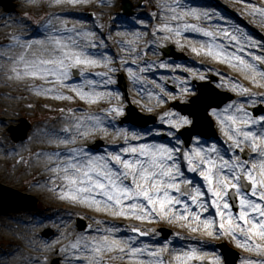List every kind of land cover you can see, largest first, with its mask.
I'll return each mask as SVG.
<instances>
[{"label": "bare ground", "instance_id": "bare-ground-1", "mask_svg": "<svg viewBox=\"0 0 264 264\" xmlns=\"http://www.w3.org/2000/svg\"><path fill=\"white\" fill-rule=\"evenodd\" d=\"M252 1L264 6V0ZM148 2L152 8H155V11H159L160 7L163 8L162 0H148ZM112 3L113 0H76V2L73 0H14L16 6L14 13L5 14L0 10V132L2 131L1 125L10 123L17 115L34 119L28 138L21 144L14 145L7 138L0 136V182L11 187H18L21 190H27L41 200L44 207L39 212L19 210L0 214V241L6 242L4 249H0V264H47L46 261L49 257L54 255L60 258V264H82L85 257L73 254L78 250L72 248V243L78 238H99L107 234L104 230L108 228L116 229L114 235L117 236L126 233L136 237L132 242L134 247L147 245L151 251L160 245L162 246V243H158L154 247L150 246L151 242L159 241V237L152 229L154 224H162L173 230V236L166 242L169 244V248L164 253L168 256V260L172 261V264H176L173 258L174 251H182L193 246L205 254L203 260L197 261L215 264L214 258L218 256L215 244L219 242H227L240 253L239 264H248L249 260L264 259V254L248 247H242L232 236L208 235L203 229L194 232L186 226L185 222L172 219L170 216L161 217L158 215L157 218L148 220H137L135 217L129 216H115L112 214L111 208L96 207L91 203L73 200L61 194L60 189L66 187V182L59 178V173L52 170L55 164L59 162L49 159L48 154L52 152L59 151L63 157L69 155L66 150L73 147H82L86 153L92 155L119 151L126 145L123 138L116 134L117 128L129 130L128 139L132 144L155 142L176 147L175 136L168 133H174L179 128L165 123L162 117L167 112H173L167 107L169 101L173 99L185 101L191 95V91L195 88L193 82L202 80L200 79L201 74L205 77L214 75L218 79V88L234 94V99L220 110L232 105L233 102L236 104L243 103L245 107L257 104L258 101L264 105V99L260 96H250L248 93L237 91L233 87V83L242 84L254 93H264V85L252 83L248 78V73L236 68L232 63L216 60L203 51L194 52L189 46L195 44L199 47V42L207 41L210 39L209 37L191 29L185 30L182 36H175L164 30L154 31L157 25L170 18L169 12L161 9V12H157L154 16L156 21L151 22L147 27L148 31L150 27V37L143 38L145 35H141L140 30L135 29L133 32H129L126 29L128 28L127 25L115 21ZM86 8L94 10L98 20L106 23L108 26L107 35L113 43L112 47L104 43L103 34L92 30L93 27L80 20L81 11ZM185 19L188 23L199 24L207 28L204 22L186 17ZM34 20L37 21L36 24L33 23ZM65 23L68 28L75 26L76 32L64 30ZM113 29L116 31L110 33ZM77 33L82 34L77 35ZM88 33H95V35L89 36ZM134 34H139L138 38ZM57 36L64 39L73 37L78 41V47L86 48L90 55L97 56L102 60H104L105 55L112 58L111 63L105 60L104 63L96 65L79 66L87 69L85 75H80V81L71 76L65 81V84L80 85L86 80H96L95 88L98 91H108L105 89L109 86L106 76L98 75V73L107 72L108 69H116L115 71L126 74L131 101L142 113L154 115L157 124L143 130L128 126L119 127L115 124L116 117L119 115L103 111L113 105L112 102H104L108 96L101 98H106L103 102L100 101L101 99L96 101L85 100L76 95L71 87L60 88L64 98H59L55 90L46 95L43 88L57 83L53 77L23 75L17 77L14 74V60L21 54H26V59L29 60L33 53L37 55L43 53L44 56H48L49 52H43V50H51L55 45L49 43L47 38ZM169 36L171 38H168ZM13 37H18V40H14ZM153 39L157 40L158 46L175 45L178 50L189 57L188 60H160L154 57L156 42L154 44ZM217 39L219 38L217 37ZM39 40H43L44 43H33L30 49L25 47L27 42ZM219 40L222 44L232 48L233 51L237 50L234 47V42L229 45L226 39ZM120 41H133L135 50H126ZM257 43L259 44V42ZM244 47L247 51L252 50V47L247 45ZM240 54L247 56V52ZM129 68L138 77L142 76L143 79L134 80L128 71ZM142 69L143 71H141ZM17 70L23 72L22 65ZM185 78H187V86L191 89L187 93L182 91L185 87L182 81ZM169 80L175 87L172 93L167 91L166 81ZM37 85L41 86L39 90L36 88ZM91 87L89 84L84 85L87 90ZM149 92L159 94L160 99L158 100L156 95L149 96ZM68 96H72L73 99H68ZM68 109L73 111L69 112ZM88 114L107 117L108 119L105 120L107 131L88 130L87 135H83L85 131L83 128L80 130V134L75 131H65L66 128L75 129L77 118ZM2 116L7 118L6 123L1 121ZM214 118L220 141L211 140L205 144L203 140H200L199 143L205 144V146L216 143L221 148L228 149L230 142L227 141L215 115ZM159 125L164 127L160 131L156 129L161 128ZM133 131L146 132L147 134L136 139L131 135ZM161 134H165L167 137L164 142L160 140L146 141L151 136ZM71 136L76 137L74 144L58 142ZM95 140H103L104 144L100 149L101 151L85 146L86 143ZM227 154L230 156L231 151L229 150ZM127 155L129 154H125V156ZM181 163L185 175L203 187V180L198 173L189 172L186 162L181 161ZM54 176L57 178L53 179ZM208 198H211L210 194ZM205 215L215 216V209L209 208ZM71 216L85 218L87 222L85 233L74 234L72 232L71 223H69ZM120 223L124 224L122 228L119 226ZM124 226H127L128 229ZM47 227H50L54 232L51 239H43L40 236V230ZM134 227L141 228L142 232L147 233V235L133 232L132 228ZM71 236L73 240L67 242ZM127 254V250L124 254H121L119 250L111 252L105 250L103 252L106 264H138L137 261L127 259ZM143 258L148 259L146 253ZM191 264H194V261Z\"/></svg>", "mask_w": 264, "mask_h": 264}, {"label": "snow or ice", "instance_id": "snow-or-ice-1", "mask_svg": "<svg viewBox=\"0 0 264 264\" xmlns=\"http://www.w3.org/2000/svg\"><path fill=\"white\" fill-rule=\"evenodd\" d=\"M241 2L243 3L244 0ZM165 7L169 10L170 18L157 25L154 31L164 30L175 36H182L187 29L201 32L210 39L200 41L199 47L195 44L189 45L194 52L203 51L216 60L232 63L236 68L248 73L252 83L264 85V54L258 55L247 51L244 47L245 43L249 47H262V45L246 31L239 28L230 30L227 26L213 31L199 24L188 23L185 19L187 16L199 20L203 15L210 19L208 11L182 6L180 0H172L171 5L166 4ZM250 9L251 15L259 16L264 20V6L252 3ZM64 30L76 32L75 26L68 28L66 23ZM217 32L229 45L234 42L237 50L233 51L232 48L222 44L217 39ZM81 34L77 33V35ZM87 35L94 36L95 33ZM134 35L137 38L139 36V34ZM13 39L18 40V37ZM47 39L49 43L55 45L51 50H43L49 52L48 56H44L43 53L39 55L33 53L29 60L26 59V54H21L13 61V72L17 77L51 76L57 83L43 88L44 94H50L55 90L59 98H64V94L60 91L61 87H71L81 99L90 101L112 95L108 91H98L95 88L96 80H86L80 85L65 84V81L72 76L74 66L96 65L104 63L105 60L111 63V57L105 55L102 60L90 55L86 48L78 47V41L71 36L67 39L58 36ZM33 43L43 44L44 41H29L25 47L30 49ZM120 43L126 50H135L133 41H120ZM241 52H247V56L241 55ZM121 59L123 60V57ZM20 65L23 67V72L17 70ZM86 71L85 67H80V75H85ZM128 71L134 80L143 79L131 68ZM98 75L108 76V73H98ZM200 79L206 77L201 74ZM107 83L114 81L109 79ZM182 83L185 84L182 91L190 92L187 78ZM85 84L92 87L85 91ZM233 87L237 91L264 99V93H254L250 88L237 82L233 83ZM36 88L39 90L41 86L37 85ZM116 95L120 94L116 93ZM148 95H156L157 99H160L159 94L149 92ZM67 98L73 99L72 96ZM68 111L73 110L68 109ZM103 111L120 115L123 114L124 108L113 104ZM213 115L217 117L221 130L230 142L228 149L221 148L216 143L205 146L207 142L199 143L201 139L199 136L195 138L190 148L182 149L155 142L132 144L128 139L129 130L117 128L116 134L123 138L126 145L119 151L92 155L86 153L82 147H73L68 148L66 151L69 155L63 157L59 151L48 154L50 160L59 161L52 170L59 173V178L66 182V187L60 189L61 194L73 200L91 203L96 207L111 208L115 216L135 217L137 220L155 219L158 215L170 216L172 219L185 222L194 232L203 229L208 235L232 236L242 247L264 254V115H254L243 103L235 102L220 111L213 109ZM107 119L95 114L80 116L76 120L75 129L66 128L65 131H75L80 134L83 128L85 129L83 135H87L88 130L99 129L106 132ZM162 119L176 128L193 123L189 116L174 112L165 113ZM146 134L135 131L131 133L136 139ZM168 134L174 136V133ZM75 139V136H71L58 142L74 144ZM229 150L230 156L227 154ZM246 150L247 158H245ZM125 154L129 155L125 156ZM181 161L186 162L189 172L198 173L203 180V187L185 175ZM209 208L215 209V216L205 215ZM104 231L107 234L99 238H78L72 243V248L78 250L73 254L85 257L82 264H106L103 256L105 250L109 252L119 250L121 254L127 250L126 258L137 261L138 264H172L171 260L166 261L164 258V253L169 248L168 243L149 251L147 245L133 246L132 242L136 237L125 238L114 235L116 229L112 228ZM132 231L147 235L139 227L132 228ZM145 253L148 259L143 258ZM204 256V253L193 246L182 251H174L173 258L176 264H191L193 261L203 260ZM214 260L215 264H219L220 257L216 256ZM248 264H264V259L249 260Z\"/></svg>", "mask_w": 264, "mask_h": 264}, {"label": "rangeland", "instance_id": "rangeland-1", "mask_svg": "<svg viewBox=\"0 0 264 264\" xmlns=\"http://www.w3.org/2000/svg\"><path fill=\"white\" fill-rule=\"evenodd\" d=\"M10 1L13 4L14 8H16V6L14 4V0H10ZM162 1L163 2L161 5L163 8L160 7L159 11H155V8L151 7L148 0H128V2L130 4V10H129L130 13L125 14L123 12V0H113V3H112L113 16H114L116 22L127 25L128 28H126V29L129 30V32H133L135 29H138L141 31L140 32L141 35H145L143 38H145V37L149 38L150 37V33H149L150 27H149V31L147 30V27L149 26V24L151 22L153 23V21H156V19L154 17L155 14L157 12H161V9L162 10L164 9L167 12H169L168 8H166L165 5L166 4L171 5L172 0H162ZM180 2L182 4V6L196 7V8H199L201 10L206 9L208 11V16L210 17V19L205 18L203 15H201V17L198 21L204 22V24L207 26L208 29L216 31L217 29H222L223 27L227 26L230 30H234V28H239V29H242L243 31H246L250 36L253 37V39L255 41L259 42V44L262 45V47H252L251 52H255L258 55L264 54V20H261L259 16H253L250 14V12H251L250 5L252 3H255L254 1L244 0V2L242 3L241 0H199V3H197V0H180ZM0 10L5 14L14 13V10L13 11H6L2 5H0ZM217 13H219V15H217ZM186 18L196 19L193 16H187ZM80 20L88 23L91 27H93L92 30H95L97 33H99L101 35L103 34V41L105 44L109 45L110 47L113 46V43L110 40L109 35H107L108 26H106L105 22L98 20V17H97L96 12L94 10L89 9V8L82 10L81 15H80ZM34 21H33V23L36 24V22H34ZM143 24L145 25L144 27H143ZM114 31H116V29H113V31H111L110 33H114ZM125 37H126V35H125ZM217 37L219 39H223V40L225 39L224 37L220 36L218 32H217ZM156 41L157 40L153 39L154 44ZM242 43H243V41H242ZM157 44H158V42H156V44H155L156 52L154 53V57H157L160 60L171 59V60L178 61V60H186V59L188 60V58H189L187 55H185L180 50H178V48L175 45L167 44L164 46H158ZM246 45L248 46V44L245 43L244 46H246ZM164 52L171 54L170 57H165ZM107 73H108V76H106V80L108 81L109 79H111L114 81V83H108L109 86L105 89H107L108 92H111L112 95L110 97L108 96L107 100H105L106 98H104V99H101L100 101L103 102L105 100L104 102H112L113 104L121 105L124 108L123 114H120L118 117H116L115 124L119 127L130 126L131 128H135V129H146V127L142 128V127H139V125H135L132 123H128V124H122L121 123L123 118L126 115V113H125L126 107L128 105H131L133 108H135V110L139 114L144 115L147 118H151L154 120L153 124H151L149 126L155 125L157 123L156 117L154 115L142 113L136 107V105L131 101L126 74L120 73L119 71H113L111 69H108ZM182 73H184V72H182ZM72 76L75 80L80 81V67L76 66V67L72 68ZM121 79H122V81H121ZM166 82H167V91L169 93L174 92V89H175L174 85H172L170 83V80L166 81ZM217 82H218V79L214 75H208V76H206V79L194 81L193 84H194L195 88L193 91H191V95L188 97V99L185 102L189 103L191 98L197 97L199 95V92L203 89L202 86H205L206 84H209L211 87H213V88L217 89L218 91L229 96L230 100L228 102L232 101L234 98V95L228 91H225V90L218 88ZM85 90H87V89L85 88ZM116 93H119L120 95L117 96ZM185 102L180 101L179 99H175V100L173 99V100L168 102L167 107L169 109H171L172 111H174L175 113H179L178 111L175 110L174 105L176 103L185 104ZM246 108L248 109L249 112L253 113L254 115H256V112H259V115H264V105L260 102L257 104L247 105ZM220 109H216V110L219 111ZM179 114L181 115V113H179ZM259 115H257V116H259ZM208 116L212 121L215 136L210 137L208 139H203V140L204 141H208V140L210 141L213 139H219V135H218L217 127H216V121H215L214 116H213V109L208 112ZM23 118L26 119L29 123V129L27 131L25 139L23 140L25 142L26 138H28L27 136H28L29 130L31 128L32 122H34V119H30L28 117H23V116L17 115V116H15L14 120H12L10 123L2 124L1 125L2 131L0 132V136L7 138L11 143H13L15 145L21 144L23 141L16 142L14 140V138L12 136V129L17 128V126L20 124V120ZM1 121L6 123L8 120L4 116H2ZM149 126H147V127H149ZM189 126L190 125H184V126L180 127L179 129L174 131L175 140L177 142L176 148H178V149L187 148L184 145V142H183L182 137L180 135V131L186 127H189ZM159 127H161V128H156L159 131L162 130V128H164L160 125H159ZM166 138L167 137L165 134H161L159 136L154 135V136L147 138L146 141L160 140V141L164 142ZM194 141H195V138L193 139L192 143L190 144V147L194 143ZM103 144H104L103 140H95V141H91L89 143H86L85 146L89 149L101 151L100 149H101ZM190 147H188V148H190ZM245 158H247V150L245 153ZM48 167H50V165H48ZM0 184L4 185L5 189L8 190L6 192H12V193H8V194H11V195L17 194V196H19L16 198L17 200L0 202V206L28 204L31 206L25 207V208L20 209V210L39 212L40 210L44 209L43 202L41 200H39L34 194L29 193L27 190H21L18 187H11V186L5 185L1 182H0ZM16 211H19V210H17V209L7 210L5 212H16ZM236 211H238V209ZM0 213L2 214L4 212H0ZM69 223H71V230L74 234H81V233H85L87 231V222H86L85 218H83V217L71 216L69 218ZM80 223L84 224V228L82 230H79ZM123 225L124 224H121V223L119 224V226L121 228ZM158 225L159 224H154L152 229H153L154 233L159 237V241L151 242L150 243L151 247L157 246L158 243H162V245H163L173 235L172 228L165 226V225H162V224H160L159 226ZM124 227L126 229H128L127 226H124ZM53 233L54 232L50 227L49 228L48 227L43 228L40 230V236L43 239H49V238L51 239L54 236ZM120 236L128 237L129 234L124 233ZM72 240H73V237L71 236L67 240V242L72 241ZM5 245H6V242L4 240H1L0 241V249H3L5 247ZM222 246H226L227 248H229L231 250V252H233L232 255L236 258L235 264H238L240 253L238 251H236L234 248L227 245V243H225V242L216 243V245H215V250L217 251L218 256L220 257V264H224L223 254L221 251ZM164 258L166 261H168V256L166 254L164 255ZM46 262H47V264H54V262H57V264H60L59 263L60 258L58 256L54 255L53 257H49V259ZM197 264H208V262H197Z\"/></svg>", "mask_w": 264, "mask_h": 264}, {"label": "water", "instance_id": "water-1", "mask_svg": "<svg viewBox=\"0 0 264 264\" xmlns=\"http://www.w3.org/2000/svg\"><path fill=\"white\" fill-rule=\"evenodd\" d=\"M204 114H205V112L202 113V116H204ZM191 135H192V134H191ZM191 135H190V136H191Z\"/></svg>", "mask_w": 264, "mask_h": 264}]
</instances>
